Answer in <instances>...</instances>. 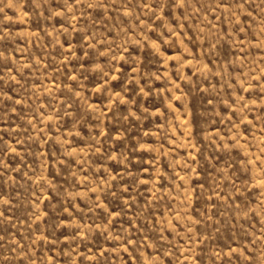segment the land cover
I'll return each instance as SVG.
<instances>
[{"label": "rangeland", "instance_id": "1", "mask_svg": "<svg viewBox=\"0 0 264 264\" xmlns=\"http://www.w3.org/2000/svg\"><path fill=\"white\" fill-rule=\"evenodd\" d=\"M0 264H264V0H0Z\"/></svg>", "mask_w": 264, "mask_h": 264}]
</instances>
